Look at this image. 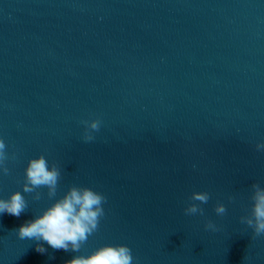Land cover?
I'll list each match as a JSON object with an SVG mask.
<instances>
[{
  "label": "water",
  "instance_id": "1",
  "mask_svg": "<svg viewBox=\"0 0 264 264\" xmlns=\"http://www.w3.org/2000/svg\"><path fill=\"white\" fill-rule=\"evenodd\" d=\"M0 138V198L23 193L32 157L61 169L56 197L0 214V264L108 243L133 264H264V234L241 222L264 186V0H0ZM73 184L107 197L79 252L20 239ZM194 191L210 193L204 215L185 214Z\"/></svg>",
  "mask_w": 264,
  "mask_h": 264
},
{
  "label": "clouds",
  "instance_id": "2",
  "mask_svg": "<svg viewBox=\"0 0 264 264\" xmlns=\"http://www.w3.org/2000/svg\"><path fill=\"white\" fill-rule=\"evenodd\" d=\"M86 128L99 130L100 120L93 119L84 121ZM84 139H94L88 131ZM257 149L264 150V143L257 144ZM9 154L6 142L0 138V169L8 174ZM14 159V156L12 157ZM61 169L49 161L44 154L29 159L25 169L23 193H35L34 199H41V192L38 189L47 188L48 197L52 199L57 195ZM17 190L8 199L0 198V214L7 212L10 215L20 217L29 207L28 200L24 194ZM210 199L207 191H194L189 197L190 203L184 209L186 215H204L203 204ZM229 199H234L229 197ZM107 197L89 186L71 185L68 191L58 199H55L42 214L36 215L34 219L25 221L14 230L20 239L44 241L54 250L79 252L82 245L94 234L100 224L101 218L105 215L104 203ZM252 206L250 214L241 217V222L246 223L254 229L256 235L264 234V186L260 183L252 185ZM218 216L227 213L224 203L218 202L215 206ZM205 228L211 231H219L215 221L208 219ZM36 251L45 253L47 249L43 243H37ZM133 254L127 244H104L93 250L89 255H75L72 259L66 260L64 264H133Z\"/></svg>",
  "mask_w": 264,
  "mask_h": 264
}]
</instances>
